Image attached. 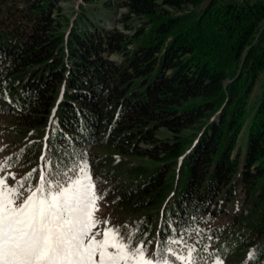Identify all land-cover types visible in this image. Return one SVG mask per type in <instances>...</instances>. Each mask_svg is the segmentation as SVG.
Listing matches in <instances>:
<instances>
[{
    "label": "trees",
    "instance_id": "obj_1",
    "mask_svg": "<svg viewBox=\"0 0 264 264\" xmlns=\"http://www.w3.org/2000/svg\"><path fill=\"white\" fill-rule=\"evenodd\" d=\"M118 8L130 34L104 24ZM262 20L264 0H0L6 164L38 180L47 142L61 165L87 161L111 226L146 234L153 255L183 236L209 261L264 264V88L236 149ZM217 35L243 56L234 77L204 48Z\"/></svg>",
    "mask_w": 264,
    "mask_h": 264
},
{
    "label": "snow or ice",
    "instance_id": "obj_2",
    "mask_svg": "<svg viewBox=\"0 0 264 264\" xmlns=\"http://www.w3.org/2000/svg\"><path fill=\"white\" fill-rule=\"evenodd\" d=\"M44 149L55 157L41 155L45 167L38 180L37 169L17 179L12 165L0 167V173L7 172L0 175V264H223L216 256L205 259L183 236L158 241L150 256L152 241L145 243L146 234L135 230L121 235L118 226L96 217L101 196L87 161L81 157V162L61 165L59 148L46 142ZM9 177L16 182L10 185ZM101 223L102 233L96 230ZM182 243L185 255L175 251Z\"/></svg>",
    "mask_w": 264,
    "mask_h": 264
},
{
    "label": "rangeland",
    "instance_id": "obj_3",
    "mask_svg": "<svg viewBox=\"0 0 264 264\" xmlns=\"http://www.w3.org/2000/svg\"><path fill=\"white\" fill-rule=\"evenodd\" d=\"M60 6L63 8L64 13H66V15H69L70 10H71V7H70L71 3L61 2ZM124 12H125L124 8L115 9L114 11L115 14L113 13L108 14V16L106 17L107 22H105L104 24H106L109 28H114V29L123 31L126 35L130 34L132 31L126 30L125 28H123L122 23L118 21V17L121 15V13H124ZM134 25H137V23L134 22ZM262 37H264V20L260 22L258 29L256 30V33L254 35V38L252 40V43L260 41ZM204 48L208 49V51H211L213 56L218 61H223L225 63V67L230 77H234L243 71V61H244L243 56L240 57L236 61H232L231 57L228 54L227 45L225 44L223 40H221V37H218V35L214 37H209L207 43H205L204 45ZM263 88H264V67L260 70V72L255 77L251 90L248 93L247 98L245 100L243 127L238 137V141L236 145V149L240 151L241 159L243 158V155L246 149V142H247V136H248V131H249L248 125L255 112L257 104L260 101ZM6 136L7 135L0 136V148L2 147V143L4 144V142H7L11 138H13V137H6ZM1 151L2 149H0V167L3 166V158H4V153H2ZM96 151L101 152V153L106 152L104 147H97ZM142 162H144V164L148 163L146 160H142ZM10 172L13 173L14 171L10 169ZM6 173L7 172L0 173V175H7ZM98 208H99V211H97L95 215L96 214L101 215L105 211V206L104 205L102 206L100 201H98ZM228 209L229 210L228 212H226L223 221L220 223L221 225L225 224L226 221L229 220L231 215L236 213V211L238 210V204L235 203L234 205H231L230 207H228ZM96 230L101 231V233L103 232L99 227Z\"/></svg>",
    "mask_w": 264,
    "mask_h": 264
}]
</instances>
